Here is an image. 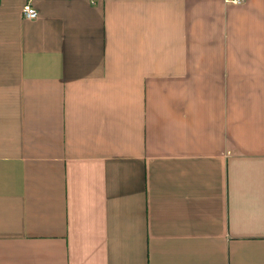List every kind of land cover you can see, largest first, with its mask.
Segmentation results:
<instances>
[{
  "label": "crops",
  "instance_id": "1",
  "mask_svg": "<svg viewBox=\"0 0 264 264\" xmlns=\"http://www.w3.org/2000/svg\"><path fill=\"white\" fill-rule=\"evenodd\" d=\"M0 264H264V0H0Z\"/></svg>",
  "mask_w": 264,
  "mask_h": 264
},
{
  "label": "built area",
  "instance_id": "2",
  "mask_svg": "<svg viewBox=\"0 0 264 264\" xmlns=\"http://www.w3.org/2000/svg\"><path fill=\"white\" fill-rule=\"evenodd\" d=\"M227 2H231V3H235V4H240L243 2V0H225ZM22 16L25 19L28 20H34L37 18L38 13L36 11V9H34L30 3H26L23 7H22Z\"/></svg>",
  "mask_w": 264,
  "mask_h": 264
}]
</instances>
